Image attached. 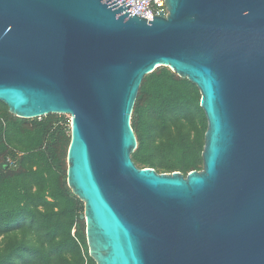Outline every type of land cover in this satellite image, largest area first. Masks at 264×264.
<instances>
[{
	"label": "water",
	"instance_id": "obj_1",
	"mask_svg": "<svg viewBox=\"0 0 264 264\" xmlns=\"http://www.w3.org/2000/svg\"><path fill=\"white\" fill-rule=\"evenodd\" d=\"M0 0V100L70 115L66 181L96 264H264V0ZM167 66L200 92L202 168L139 167L131 112Z\"/></svg>",
	"mask_w": 264,
	"mask_h": 264
},
{
	"label": "trees",
	"instance_id": "obj_2",
	"mask_svg": "<svg viewBox=\"0 0 264 264\" xmlns=\"http://www.w3.org/2000/svg\"><path fill=\"white\" fill-rule=\"evenodd\" d=\"M196 84L167 66L146 73L131 112L139 167L202 168L207 120ZM69 120L26 118L0 100V264H96L89 255L83 201L66 181Z\"/></svg>",
	"mask_w": 264,
	"mask_h": 264
},
{
	"label": "built area",
	"instance_id": "obj_3",
	"mask_svg": "<svg viewBox=\"0 0 264 264\" xmlns=\"http://www.w3.org/2000/svg\"><path fill=\"white\" fill-rule=\"evenodd\" d=\"M135 10L142 17L159 14V10L166 12L164 0H129Z\"/></svg>",
	"mask_w": 264,
	"mask_h": 264
},
{
	"label": "rangeland",
	"instance_id": "obj_4",
	"mask_svg": "<svg viewBox=\"0 0 264 264\" xmlns=\"http://www.w3.org/2000/svg\"><path fill=\"white\" fill-rule=\"evenodd\" d=\"M59 114H63L66 118H68V120H69V127H70V115L68 113H59Z\"/></svg>",
	"mask_w": 264,
	"mask_h": 264
}]
</instances>
